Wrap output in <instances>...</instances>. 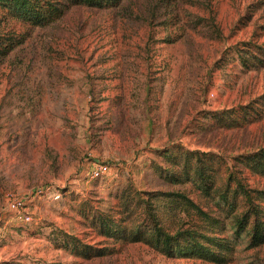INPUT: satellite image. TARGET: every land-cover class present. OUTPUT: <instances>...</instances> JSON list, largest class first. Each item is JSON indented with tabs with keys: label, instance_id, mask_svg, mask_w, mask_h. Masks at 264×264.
<instances>
[{
	"label": "rangeland",
	"instance_id": "374dc122",
	"mask_svg": "<svg viewBox=\"0 0 264 264\" xmlns=\"http://www.w3.org/2000/svg\"><path fill=\"white\" fill-rule=\"evenodd\" d=\"M1 14L0 31L22 42L0 60V264H217L104 235L95 217L119 218L132 189L184 191L214 210L192 182L162 175L167 148L218 153L221 176L229 166L264 188L234 159L264 147V66L240 61L264 47V0L75 5L46 26ZM95 160L110 165L99 178ZM171 217L170 229L200 222ZM237 246L225 264H264V244Z\"/></svg>",
	"mask_w": 264,
	"mask_h": 264
},
{
	"label": "trees",
	"instance_id": "16d2710c",
	"mask_svg": "<svg viewBox=\"0 0 264 264\" xmlns=\"http://www.w3.org/2000/svg\"><path fill=\"white\" fill-rule=\"evenodd\" d=\"M123 0H0L4 19H14L32 26H46L75 5L116 7ZM22 39L15 33L0 31V60L8 56ZM242 48L243 66H264V47ZM224 121V115L215 116ZM224 123V122H223ZM180 147V146H178ZM171 166H159L162 175L172 182H192L214 205L204 210L184 191L134 190L124 196L119 218L100 213L95 219L101 233L116 239L144 242L170 256L201 258L217 264L229 262L245 241L251 247L264 244V188L249 186L231 167L221 176V155L213 151L172 148L164 150ZM179 158H183L180 161ZM237 165L264 177V147L234 156ZM236 165V164H235ZM176 167V168H175ZM233 167V166H232ZM127 193V192H126ZM164 208V210H160ZM164 211V212H162ZM163 214L177 219L180 215L196 216L200 222L193 226H167ZM64 245L74 243L73 250L89 254L81 240L63 235ZM101 253H104L103 251Z\"/></svg>",
	"mask_w": 264,
	"mask_h": 264
},
{
	"label": "built area",
	"instance_id": "2783aa9c",
	"mask_svg": "<svg viewBox=\"0 0 264 264\" xmlns=\"http://www.w3.org/2000/svg\"><path fill=\"white\" fill-rule=\"evenodd\" d=\"M110 169V165L106 162H102L99 160H95L90 164L89 172L91 177L93 178H99L104 176ZM60 195H56L55 197L59 198ZM25 205V201L22 199H14L11 200V206L16 209L23 208ZM23 220L25 221H30L31 216L26 213V214H20L19 215Z\"/></svg>",
	"mask_w": 264,
	"mask_h": 264
}]
</instances>
